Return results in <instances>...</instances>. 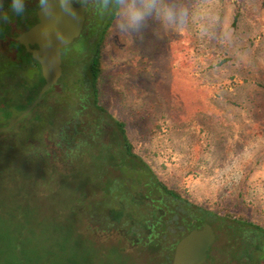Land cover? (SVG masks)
Returning <instances> with one entry per match:
<instances>
[{"label":"rangeland","instance_id":"374dc122","mask_svg":"<svg viewBox=\"0 0 264 264\" xmlns=\"http://www.w3.org/2000/svg\"><path fill=\"white\" fill-rule=\"evenodd\" d=\"M85 2L94 14L83 34L61 49L57 84L69 88L92 56L90 42L103 32L99 55L106 67L100 100L124 123L133 153L188 203L207 212L233 213L231 218L264 229V0H170L186 10L182 24L164 25L150 17L130 34L114 30L111 4L105 9L101 0ZM30 23L24 22L22 29ZM19 31L13 27L6 34L13 38ZM10 48L0 46V97L11 92L1 87L10 80L7 74L14 78L18 71L9 68ZM24 75L36 86L32 69ZM3 123L0 119V126ZM40 125L30 124V131L16 134L18 142L1 147L0 223L22 231L20 238L27 244L31 237L43 241L60 231L81 233L78 257L83 264H108L117 241L108 227L119 217L117 209H123V219L124 213L133 214L137 229L148 207L158 203L149 194V200H140L138 178L120 166L111 167L102 179L74 168L42 178L22 159L24 151L33 149L28 138L40 136ZM33 146L41 151L40 144ZM84 180L90 185L86 197ZM132 195L137 210L129 205ZM151 198L160 201L164 211L176 207L168 197L154 193ZM76 199L85 200V208L72 211ZM107 209L113 211L107 221L112 225L102 222ZM199 214L193 216L196 222H206ZM227 224L237 228L233 222ZM242 228L253 229L255 236L249 251L255 261L246 264H264V235L239 224V238ZM7 233L16 238L14 232ZM88 237L92 244L85 240ZM230 237L226 231L222 235L224 240ZM117 244L126 246L124 261L157 264L146 252L138 253L140 248L122 240Z\"/></svg>","mask_w":264,"mask_h":264},{"label":"trees","instance_id":"16d2710c","mask_svg":"<svg viewBox=\"0 0 264 264\" xmlns=\"http://www.w3.org/2000/svg\"><path fill=\"white\" fill-rule=\"evenodd\" d=\"M9 3L10 0H0V4L3 5L4 10L10 17L8 23L0 22V39L2 40L0 41V43L2 42L0 46L12 47L10 50H13L6 58L7 62L10 63L8 64L10 65L9 68L11 70L16 68L18 71L14 78L7 74V78L10 80L5 85L1 84L2 88L11 89L12 93L10 92V94H4L0 97V119L4 120L3 125L0 127H3L10 119L22 113L35 99L42 85V79L30 55L26 54L16 43L8 40L9 35L6 32L11 29V25L12 28H18L19 20L22 18V16H15L14 18V14L11 13L8 7ZM81 3L86 2L82 0ZM109 4L112 5L113 9L111 0ZM99 10L102 14L105 9ZM31 13L29 12L23 17L26 18ZM92 14L94 13H88L84 30L89 26V17ZM102 34L103 32L90 42L92 56L84 69H82V72H76L67 90L56 83L41 96L26 117L5 133L0 134V152L3 144L19 141L18 139L20 138H17L18 136L16 135L19 131L22 129L30 131V124H41L40 136L38 138L35 137L36 140L28 138L27 143L29 146L31 144L33 152L29 151L27 153L24 151L22 159L31 168L39 170V175L42 178L45 176L63 175L66 171L74 168L79 172L86 171L89 178L92 176V179L99 177L102 179L104 175L106 176L110 173L111 167L120 166L128 169L139 180V183L135 182L139 187L137 195H139L140 200H149V195L153 197L155 193L160 197H168L176 207H172V210L164 211L159 207L160 201L150 197V200L158 204L157 206L148 207L145 213L147 216L141 218L137 229L133 226L137 222L133 218V214L124 213L125 218H121V215H123L122 208L116 211L120 218L113 220V225L108 223L107 221L113 217L111 213L113 211L107 209L106 216H104V221L102 222L105 225H112V227L108 228H113L117 241L112 247L116 250L113 251V256L110 257L114 258L106 261L108 264H131L123 260L126 246L123 247V245L117 244L118 241L122 240L126 241L128 245L140 248L137 251L138 253L144 251L152 259L156 258L157 264H167L174 244L173 237L181 234L179 228H184L188 225L187 217L197 216L200 213V217L205 218L207 222L210 219V214L206 210L188 203L178 192L166 187L155 178L149 167L133 153V145L127 139L124 123L109 114L102 104L100 95L106 67H103V61L99 55ZM27 69H32L36 74V82H34L36 86L25 77L24 72ZM31 117L32 120L27 121ZM15 128H18L16 132L14 131ZM35 143L40 144L39 148L41 151L37 152L34 150L33 145ZM141 179L143 182H141ZM88 181L84 180L82 182V193L85 197L88 193L86 189L90 186ZM104 192L109 194L110 191L104 190ZM133 195L128 200L129 205L137 210L133 205L134 202H137ZM84 202L85 200L83 199H76L72 204V211H80L82 207L85 208ZM94 216L96 215L91 217ZM129 217L133 219L129 221ZM0 224H2V229L0 230V264H83V261L78 257L79 246L82 244L79 230V234L65 231L56 232L50 237L43 239V241L31 237L29 243L31 246H29L26 241L20 238V235L23 236L21 234L22 231L18 229L13 231L8 225ZM239 224L255 228L262 236L264 235V229L250 225L243 218H239ZM146 228L152 232L145 234L144 230ZM7 232H14L16 238L13 239ZM29 234L33 235L31 232ZM25 237L27 238L24 235ZM85 240H88L87 243H89L91 238L88 237ZM38 241L39 243L41 242V245Z\"/></svg>","mask_w":264,"mask_h":264},{"label":"clouds","instance_id":"9594fccd","mask_svg":"<svg viewBox=\"0 0 264 264\" xmlns=\"http://www.w3.org/2000/svg\"><path fill=\"white\" fill-rule=\"evenodd\" d=\"M105 9L110 0H101ZM112 13L115 16L114 30L130 34L138 31L144 22L154 17L164 25H180L187 12L179 4L170 0H111ZM39 13L48 23L40 27V39L44 48H54L55 54L48 57V63L54 65L60 55V50L68 44V34L60 27L65 20L78 22V9L82 7L81 0H36ZM12 14L17 17L26 12V0H10L8 5ZM10 17L0 4V22L8 23Z\"/></svg>","mask_w":264,"mask_h":264},{"label":"water","instance_id":"95a60500","mask_svg":"<svg viewBox=\"0 0 264 264\" xmlns=\"http://www.w3.org/2000/svg\"><path fill=\"white\" fill-rule=\"evenodd\" d=\"M78 12L80 15V20L78 22L65 19L60 25V27L68 34L69 39L67 45L71 44L73 40L79 37L83 28L87 8L82 5V7L78 9ZM35 16L37 23L17 36L15 42L30 54V58L39 70L42 85L35 99L23 112L15 118L10 119L3 127H0V134L5 133L17 122L26 117L35 107L41 96L49 88L56 85L61 75L60 55L58 61L54 65H50L47 58L55 54V49L44 48L41 44L39 30L43 24L48 22L41 16L39 9L36 10ZM31 46H35V48L30 49ZM213 240L214 235L212 229L207 223L203 224L198 229H191L176 242L169 264H203L206 257V251L213 243Z\"/></svg>","mask_w":264,"mask_h":264},{"label":"flooded vegetation","instance_id":"af4514ba","mask_svg":"<svg viewBox=\"0 0 264 264\" xmlns=\"http://www.w3.org/2000/svg\"><path fill=\"white\" fill-rule=\"evenodd\" d=\"M82 5H84L87 8V12L85 15V20H86V17L89 13V9L91 8V6L89 3H87V4L82 3ZM26 8H27V13L32 12L31 15H28V16H30V17L33 16V17L30 18V17L26 16V18L22 17L19 20L18 29H20V31L15 36H13V38L9 37V39H8L14 43H16L15 39L17 38V36H19L21 33L25 32V31H27L29 28H31L33 25H35L37 23V19L35 16V12L38 9L36 6V0H26ZM14 18H15V15H14ZM26 20L27 21L31 20V23L29 25H27L24 29H22L24 22H27ZM85 20H84L83 28L81 30L80 35H82L83 31H84ZM11 28H12V25H11ZM80 35H79V37H80ZM75 40H73V42ZM0 41H2V40L0 39ZM0 44H2V42ZM71 44H69V45H71ZM16 45H17V43H16ZM17 46L20 47L19 45H17ZM67 46H65V47H67ZM20 48H22V47H20ZM34 48H35V46H31L30 49H34ZM23 51L26 54H29L25 51V49H23ZM34 65L36 66V64H34ZM60 69H62V66H61V50H60ZM209 214H210L209 215L210 216L209 221L203 222L201 224H198L196 222V220L194 219V217H192V216L187 217L188 225L184 228H179V231L181 232V234L173 237L174 244H173L172 251L170 254V258H169L167 264L170 263L172 253H173V248H174L176 242L182 236L187 234L191 229H198L205 223H207L211 227L213 235H214V240H213V243L208 247V249L206 251V257H205V261L203 262V264H215V262L218 263V261H221V260H224V261L220 264H239L240 261H241V264H246L248 262L253 263V261H255V258L253 259V256H251V253L249 252L251 250V248L254 244V240H255L254 233L252 232L253 229L250 232L247 228H242V235L239 238V230H238L239 229V218H237V219L231 218L233 216L231 214H233V213H230V212L225 213L223 211H213V212H209ZM225 222H227V223L233 222V224H235L237 226L235 231H234V228L231 227V224H227ZM224 223H225V226L223 225ZM221 226H222V229H220ZM240 226H241V224H240ZM213 228H215L217 230L219 229L221 231V235L220 236L218 234L216 235ZM225 231L229 232V235L231 236L227 240L222 239V235L224 234ZM149 232L151 233L152 231L147 230V228L144 230L145 234H147ZM221 241H222V243L218 244V242H221ZM240 241H243V243L240 244L239 243ZM223 251H224V254L222 256H220L219 254H221ZM240 252L242 254L240 255V258H239ZM233 256H235V257H233Z\"/></svg>","mask_w":264,"mask_h":264}]
</instances>
